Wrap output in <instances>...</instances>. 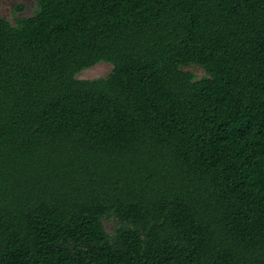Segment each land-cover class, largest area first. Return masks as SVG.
Returning a JSON list of instances; mask_svg holds the SVG:
<instances>
[{"label":"trees","instance_id":"1","mask_svg":"<svg viewBox=\"0 0 264 264\" xmlns=\"http://www.w3.org/2000/svg\"><path fill=\"white\" fill-rule=\"evenodd\" d=\"M35 1L0 12V264H264V0Z\"/></svg>","mask_w":264,"mask_h":264},{"label":"rangeland","instance_id":"2","mask_svg":"<svg viewBox=\"0 0 264 264\" xmlns=\"http://www.w3.org/2000/svg\"><path fill=\"white\" fill-rule=\"evenodd\" d=\"M18 7H22L19 9ZM37 8V2L35 0H0V12L1 15L8 19L13 24L16 23L17 18L30 16ZM187 71L195 73L197 78H202L206 75L205 69L198 64H190L183 67ZM114 72V66L107 61H101L85 68L77 74V78L80 80H90L99 77H105ZM104 224L109 233H113L117 226V220L113 217H106Z\"/></svg>","mask_w":264,"mask_h":264}]
</instances>
